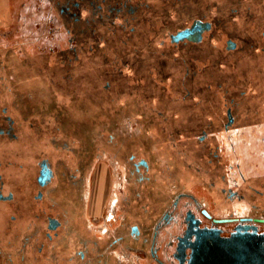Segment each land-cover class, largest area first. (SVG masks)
Returning a JSON list of instances; mask_svg holds the SVG:
<instances>
[{
    "label": "flooded vegetation",
    "instance_id": "obj_1",
    "mask_svg": "<svg viewBox=\"0 0 264 264\" xmlns=\"http://www.w3.org/2000/svg\"><path fill=\"white\" fill-rule=\"evenodd\" d=\"M13 1L0 264H187L199 233L264 236V0Z\"/></svg>",
    "mask_w": 264,
    "mask_h": 264
},
{
    "label": "water",
    "instance_id": "obj_2",
    "mask_svg": "<svg viewBox=\"0 0 264 264\" xmlns=\"http://www.w3.org/2000/svg\"><path fill=\"white\" fill-rule=\"evenodd\" d=\"M187 264H264V236L221 238L210 232L199 233L189 245Z\"/></svg>",
    "mask_w": 264,
    "mask_h": 264
},
{
    "label": "rangeland",
    "instance_id": "obj_3",
    "mask_svg": "<svg viewBox=\"0 0 264 264\" xmlns=\"http://www.w3.org/2000/svg\"><path fill=\"white\" fill-rule=\"evenodd\" d=\"M0 3H2V4H0V5H2V7L0 8V12H2L3 10V5L6 7V9H7V11H9L10 10V4L11 5H14L15 6V3H14V1L13 0H5L4 2L3 1H1ZM13 3V4H12ZM17 3V2H16ZM9 4V5H8ZM13 6V7H14ZM12 8V7H11ZM2 16V15H1ZM0 26H1V24H0ZM10 58V57H9ZM18 68H21V69H24L25 68V66L24 65H22L21 67L19 66ZM21 69H19V71L21 70ZM26 69V68H25ZM127 118H130V117H127ZM131 119V118H130ZM124 124L126 123V121L125 122H123ZM124 130H125V126L124 127H122ZM144 134L146 135V133L144 132ZM104 148H106V147H104ZM104 150L105 151V153L104 152H102V151ZM101 156V157H98V158H96V159H113V157H112V155L110 154V152H109V150H107V149H99V151L97 150V152H96V156ZM104 164V163H103ZM105 166V165H104ZM95 167H97V170H99L98 168H100V163L99 162H97V166H95ZM95 169V168H94ZM91 172H93V171H91ZM99 172H102L101 170L99 171ZM99 172L97 173V174H99ZM91 174V173H90ZM97 174H95V176H96V178L98 177V175ZM92 175V174H91ZM95 176H94V178H95ZM89 180H90V178H89ZM108 178H107V176H105V174H104V184H103V192L105 193V191H106V188H107V185H108ZM107 184V185H106ZM94 186V185H93ZM96 186V185H95ZM94 188H96V187H94ZM88 216H89V220L91 221V222H95L96 221V219L98 218L96 215H94V213L93 212H90L89 211V213H88ZM95 225V224H94Z\"/></svg>",
    "mask_w": 264,
    "mask_h": 264
},
{
    "label": "bare ground",
    "instance_id": "obj_4",
    "mask_svg": "<svg viewBox=\"0 0 264 264\" xmlns=\"http://www.w3.org/2000/svg\"><path fill=\"white\" fill-rule=\"evenodd\" d=\"M3 1V0H0V2Z\"/></svg>",
    "mask_w": 264,
    "mask_h": 264
}]
</instances>
